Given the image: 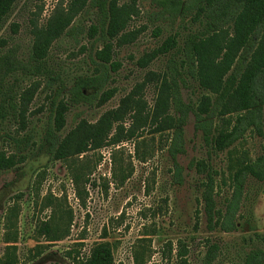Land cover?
Segmentation results:
<instances>
[{
	"label": "rangeland",
	"instance_id": "374dc122",
	"mask_svg": "<svg viewBox=\"0 0 264 264\" xmlns=\"http://www.w3.org/2000/svg\"><path fill=\"white\" fill-rule=\"evenodd\" d=\"M73 2L17 0L0 23V54L15 47L19 58L25 59L36 30L53 18L71 12ZM120 3L133 6L127 30L140 31L132 43L114 48L113 59L121 65L111 72L106 88L114 87L116 92L99 106L69 105L62 136L80 119L95 122L106 109L115 107L122 96L143 80L147 71H163V57L153 59L144 68L136 60L159 46L170 32L178 33L181 44L185 33L202 28L200 22H192L189 17L177 19L172 26L156 20L150 0L134 3L120 0ZM78 19L81 33L61 36L52 42L49 50V65L68 87L74 76L95 71L88 58L92 43L88 27L96 22L95 14L79 10L70 26ZM101 46V41L94 43V48ZM17 78L13 83L19 94L27 89H34V93L25 104L23 129L13 122L0 123V151L6 153L14 152L10 135L41 134L48 119L52 92L59 85L58 80L48 85L46 76L18 75ZM155 91L154 83L146 84L144 98L148 106L153 103ZM202 93L188 78V86L182 89L184 99L196 102ZM193 123L190 115L184 127L186 151L178 156L183 166L181 184L173 178L172 160L166 150L169 132L152 133L148 128L141 137L66 160L51 158L46 146L37 151L35 143L34 150L23 162L13 169L0 171V263L7 245H14L17 264H78V259L99 241L111 244L115 264H136L135 256L138 264H179L180 244L187 248L188 264L200 263L208 241L220 245L212 264H245L251 252L264 251V180H247L234 231L208 230L199 203L204 175L187 168L191 159H204L217 170L219 185L215 199L217 207L224 209L230 195L231 171L240 162L254 159L262 152L264 135L248 131L230 148L210 151ZM142 155L144 160L139 158ZM80 162L91 170L89 181L80 183L86 191L84 204L75 193L69 169ZM127 173L128 178L120 183L119 178ZM45 220H50L52 238L58 239L50 240L40 232ZM7 238L15 241L7 243ZM259 264H264V260Z\"/></svg>",
	"mask_w": 264,
	"mask_h": 264
},
{
	"label": "trees",
	"instance_id": "16d2710c",
	"mask_svg": "<svg viewBox=\"0 0 264 264\" xmlns=\"http://www.w3.org/2000/svg\"><path fill=\"white\" fill-rule=\"evenodd\" d=\"M16 1L0 0V23ZM150 3L155 7L156 20L164 24L172 26L177 19L189 17L192 22H200L202 28L185 33L181 44L178 33L170 32L159 46L136 60L144 68L153 59L163 57V71H147L143 80L122 96L115 107L106 109L95 122L80 119L63 136L60 132L66 124L69 105L99 106L114 96L116 88H106L111 72L121 65L113 59L114 48L132 43L140 31L127 30L133 6L120 0H74L71 12L53 18L36 30L25 59L19 58L15 47L0 54V123L13 122L21 129L26 126L25 104L32 98L34 89L19 94L13 83L18 75L46 76L48 85L59 81L52 92L48 119L41 134L10 135L14 152L0 151V171L13 169L23 162L34 150L35 143L37 151L46 146L51 158L66 160L141 137L151 128L152 133H170L166 150L172 160L173 178L181 184L183 166L178 156L186 151L184 127L190 115L194 130L201 134L210 151L230 148L248 131L264 135V0H150ZM79 10L95 14L96 22L88 27V35L92 37L88 58L95 71L74 76L68 87L49 65V50L52 42L61 36L81 33L79 19L70 26ZM98 41L102 46L94 48ZM188 78L204 91L196 102L183 97L182 89L188 86ZM147 83H154L156 90L150 106L144 98ZM139 158L144 160L143 155ZM187 168L204 175L199 203L207 229L231 232L237 228L236 217L247 180H264V148L254 159L240 162L231 171L230 195L224 209L217 207L215 199L219 185L217 170L204 159H191ZM69 169L75 193L84 204L86 191L80 183L89 181L91 170L82 162ZM128 176L129 173L123 174L119 182ZM196 214L198 218V210ZM40 232L50 240L58 239L52 238L50 220L41 223ZM67 232L68 229L63 235ZM13 241V238L6 240ZM13 248L14 245L6 246L0 264L18 263ZM219 252L220 245L208 241L201 262L195 264H212ZM177 254L179 264H188L185 244H180ZM263 260L264 251L258 250L247 256L245 264H259ZM134 261L138 264L136 256ZM78 264H115L111 244L94 243L88 254L78 259Z\"/></svg>",
	"mask_w": 264,
	"mask_h": 264
}]
</instances>
